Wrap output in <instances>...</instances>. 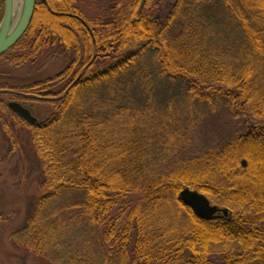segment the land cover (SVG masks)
<instances>
[{
  "label": "trees",
  "instance_id": "obj_1",
  "mask_svg": "<svg viewBox=\"0 0 264 264\" xmlns=\"http://www.w3.org/2000/svg\"><path fill=\"white\" fill-rule=\"evenodd\" d=\"M57 1L35 0L26 31L0 56L24 65L71 52L55 75L0 83V123L6 113L30 130L39 165L37 196L8 243L34 264H264V0H176L166 12L110 0L113 12L91 17L79 0ZM133 83L145 92L137 104ZM3 96L55 110L29 125ZM196 104L256 124L163 169ZM184 187L228 215L197 217L178 200Z\"/></svg>",
  "mask_w": 264,
  "mask_h": 264
},
{
  "label": "rangeland",
  "instance_id": "obj_2",
  "mask_svg": "<svg viewBox=\"0 0 264 264\" xmlns=\"http://www.w3.org/2000/svg\"><path fill=\"white\" fill-rule=\"evenodd\" d=\"M109 1L79 0L76 5L86 17L100 16L103 15L104 11L109 12V10H106ZM141 1L139 0L138 3L139 11L149 4L153 8L157 7L161 12H166L169 11V7L176 0H143L140 6ZM67 56L69 58L71 52H68ZM68 58L61 57V55L54 57L42 56L34 64H0V83L8 87H16L26 85L35 80L45 79L62 71L69 62ZM139 87L137 83H133L128 96L134 104L140 103L139 101L142 102L145 98V92ZM8 91L12 90L8 89ZM13 92H17L16 89ZM105 93H107V90L104 87L100 88L97 92L100 96L105 95ZM160 96H162V93ZM3 98L9 99L10 97L3 96ZM9 101L11 100H7V102ZM176 105L179 108V98L176 99ZM31 109L32 115L40 123L54 112L55 107L50 103L39 102L33 104ZM250 114L252 115L248 111L247 115L250 116ZM180 115L181 111L179 112V117L188 118L187 110H185L183 116ZM3 117L5 126L0 123V212L3 213L6 220L0 221V264H34L23 251L14 249L8 243L7 239L10 231L23 222L28 209H30V205L37 196L36 177L38 175L37 170L39 165L37 163L36 153L30 143V130L18 119H13L9 114L5 113ZM246 120L247 117L245 116L233 117L224 106L207 107L203 104H196L192 110V117L189 121L190 126L187 128V136L184 142L176 149V154L168 158L163 169H172L179 160L200 156V154L208 150H218L230 141L236 142L255 123H246ZM3 126L10 133L11 140L9 141H5L3 138ZM203 195L206 197L205 194ZM63 198L61 201H64L66 197ZM210 204L213 205L211 202ZM68 238L69 236L65 239L66 243L72 239Z\"/></svg>",
  "mask_w": 264,
  "mask_h": 264
},
{
  "label": "water",
  "instance_id": "obj_3",
  "mask_svg": "<svg viewBox=\"0 0 264 264\" xmlns=\"http://www.w3.org/2000/svg\"><path fill=\"white\" fill-rule=\"evenodd\" d=\"M20 5L18 15V12L16 14L14 10V0H5L4 2L3 16L0 21V56L22 37L33 17L35 0H21ZM7 107L29 125L37 124V118L21 103L10 101L7 103ZM178 200L201 219H209L219 212L227 216L226 209H219L217 206L211 205L202 193L187 187L179 191Z\"/></svg>",
  "mask_w": 264,
  "mask_h": 264
},
{
  "label": "flooded vegetation",
  "instance_id": "obj_4",
  "mask_svg": "<svg viewBox=\"0 0 264 264\" xmlns=\"http://www.w3.org/2000/svg\"><path fill=\"white\" fill-rule=\"evenodd\" d=\"M112 1V0H111ZM113 4H109V12H113V8L112 7ZM119 6V5H118ZM116 12H121V9H118V11ZM68 17L70 18H74L75 20H77L82 26L83 28L88 32L89 36L92 37V31L91 29L89 28V26L87 25L86 21L84 20V18H82L81 16H77V15H72V14H67ZM94 42V40H92ZM32 106V105H31ZM31 106L29 107L31 113H32V109H31Z\"/></svg>",
  "mask_w": 264,
  "mask_h": 264
},
{
  "label": "bare ground",
  "instance_id": "obj_5",
  "mask_svg": "<svg viewBox=\"0 0 264 264\" xmlns=\"http://www.w3.org/2000/svg\"><path fill=\"white\" fill-rule=\"evenodd\" d=\"M20 4H21V0H14V10H15V12L16 11L18 12V15H19V12H20V7H21Z\"/></svg>",
  "mask_w": 264,
  "mask_h": 264
}]
</instances>
